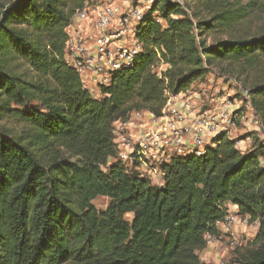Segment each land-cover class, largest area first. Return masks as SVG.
I'll return each instance as SVG.
<instances>
[{"label":"trees","instance_id":"trees-1","mask_svg":"<svg viewBox=\"0 0 264 264\" xmlns=\"http://www.w3.org/2000/svg\"><path fill=\"white\" fill-rule=\"evenodd\" d=\"M94 2L0 0V264H200L229 207L258 223L238 264H264V0H156L141 51L95 96L65 59L75 10ZM213 71L248 91L263 131L249 149L235 147L248 133H221L161 165L159 185L118 160V121L163 117Z\"/></svg>","mask_w":264,"mask_h":264},{"label":"built area","instance_id":"built-area-1","mask_svg":"<svg viewBox=\"0 0 264 264\" xmlns=\"http://www.w3.org/2000/svg\"><path fill=\"white\" fill-rule=\"evenodd\" d=\"M155 1L96 0L75 10L66 31L65 59L89 93L107 86L116 71L131 66L142 49L135 38V28ZM170 1L183 6V0ZM154 16L160 22L156 12ZM237 89L238 99L222 96L207 103L197 92L170 96L165 114L160 118L147 112H133L114 126L118 160L159 185L162 181L160 166L171 157L203 154L205 147L219 134L234 138L238 123L263 135L252 113L248 91L239 85ZM245 146V141H235L237 149L244 151ZM233 208L237 212V208ZM236 218L237 225L243 228L247 218ZM228 220L229 212L226 222ZM229 222L232 224V219Z\"/></svg>","mask_w":264,"mask_h":264},{"label":"rangeland","instance_id":"rangeland-1","mask_svg":"<svg viewBox=\"0 0 264 264\" xmlns=\"http://www.w3.org/2000/svg\"><path fill=\"white\" fill-rule=\"evenodd\" d=\"M211 44L212 39L208 36L206 39V45ZM212 73L213 74L210 75L208 80L206 79L203 84L199 85L198 89L196 88L197 92L205 101H210L211 99H216L222 96H230L231 99L240 98L237 89L239 84L237 82L224 76L220 77L215 71ZM241 112L242 111L240 110V113ZM237 125V130L233 133V135L236 136L235 138L244 137L247 133L248 135H252V133L254 135H260L252 130H248L239 123ZM245 145V148H248L250 143L246 141ZM92 204L97 210H104L108 204V200L99 197L96 198ZM228 212V222L218 226V237L207 238L206 247L197 253L200 264H238V254L253 242L257 233L258 223H251L247 219L246 225L241 228L237 225L238 219L236 217L240 216L235 209L229 207ZM231 219L232 224L229 222Z\"/></svg>","mask_w":264,"mask_h":264},{"label":"crops","instance_id":"crops-1","mask_svg":"<svg viewBox=\"0 0 264 264\" xmlns=\"http://www.w3.org/2000/svg\"><path fill=\"white\" fill-rule=\"evenodd\" d=\"M69 30V27H68V29L66 30V31H68ZM96 94H93V96H95ZM231 95V94H230ZM254 135V134H253ZM253 135H249L246 139H245V143H246V141H248L249 143H251V138H252V136ZM259 137V136H258ZM248 144V143H247Z\"/></svg>","mask_w":264,"mask_h":264}]
</instances>
